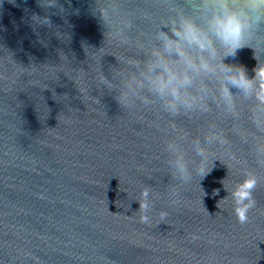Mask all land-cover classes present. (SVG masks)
I'll list each match as a JSON object with an SVG mask.
<instances>
[{
    "label": "water",
    "instance_id": "1",
    "mask_svg": "<svg viewBox=\"0 0 264 264\" xmlns=\"http://www.w3.org/2000/svg\"><path fill=\"white\" fill-rule=\"evenodd\" d=\"M93 2L58 0L61 11L0 0V264H264V166L237 140L239 165L221 156L171 197L168 118L123 111L113 93L84 79L99 64L110 77L121 54L105 46ZM123 3L136 14L134 33L166 12L165 0ZM33 13L53 26L34 28ZM235 60L250 74L257 63L248 47ZM177 123L200 130L199 121ZM249 169L256 204L241 223L227 190Z\"/></svg>",
    "mask_w": 264,
    "mask_h": 264
},
{
    "label": "clouds",
    "instance_id": "2",
    "mask_svg": "<svg viewBox=\"0 0 264 264\" xmlns=\"http://www.w3.org/2000/svg\"><path fill=\"white\" fill-rule=\"evenodd\" d=\"M40 3L45 10L63 11L58 0ZM165 8L146 33H134L136 14L123 0H94L90 10L105 30V46L121 54L114 55L118 65L110 77L99 64L84 79L113 93L123 111L155 109L168 118L170 131L163 144L166 190L175 197L196 176L204 177L221 156L239 165L237 140L248 145L258 166H264V0H165ZM31 20L34 28L53 26L47 14L33 13ZM245 47L257 61L252 74L235 60ZM179 117L199 121L198 133L181 128ZM256 183L249 169L227 190L241 223L256 204ZM141 196L140 219L146 222L149 189ZM167 214L160 211L161 217Z\"/></svg>",
    "mask_w": 264,
    "mask_h": 264
}]
</instances>
